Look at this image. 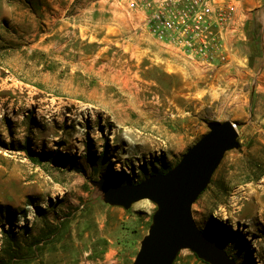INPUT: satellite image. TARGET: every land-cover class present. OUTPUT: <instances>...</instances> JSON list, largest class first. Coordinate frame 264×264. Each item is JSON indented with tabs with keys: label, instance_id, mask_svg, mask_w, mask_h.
Returning a JSON list of instances; mask_svg holds the SVG:
<instances>
[{
	"label": "rangeland",
	"instance_id": "rangeland-1",
	"mask_svg": "<svg viewBox=\"0 0 264 264\" xmlns=\"http://www.w3.org/2000/svg\"><path fill=\"white\" fill-rule=\"evenodd\" d=\"M134 2L0 0V222L40 239L32 264H133L158 205H113L103 183L169 171L232 121L239 147L193 216L238 264H264V0L217 68L142 30ZM173 264L210 263L186 248Z\"/></svg>",
	"mask_w": 264,
	"mask_h": 264
},
{
	"label": "water",
	"instance_id": "water-1",
	"mask_svg": "<svg viewBox=\"0 0 264 264\" xmlns=\"http://www.w3.org/2000/svg\"><path fill=\"white\" fill-rule=\"evenodd\" d=\"M208 127L169 171L137 185L103 183L105 200L113 205L129 208L143 199L158 205L133 264H173L186 248L210 264H238L193 216V204L211 183L226 153L239 147V132L232 121L210 122Z\"/></svg>",
	"mask_w": 264,
	"mask_h": 264
},
{
	"label": "built area",
	"instance_id": "built-area-1",
	"mask_svg": "<svg viewBox=\"0 0 264 264\" xmlns=\"http://www.w3.org/2000/svg\"><path fill=\"white\" fill-rule=\"evenodd\" d=\"M140 28L197 64L217 68L231 62L242 0H135Z\"/></svg>",
	"mask_w": 264,
	"mask_h": 264
},
{
	"label": "trees",
	"instance_id": "trees-1",
	"mask_svg": "<svg viewBox=\"0 0 264 264\" xmlns=\"http://www.w3.org/2000/svg\"><path fill=\"white\" fill-rule=\"evenodd\" d=\"M24 150L27 152L28 157L36 164L42 163L41 154L32 151L28 145L23 146ZM57 161V158H54ZM147 171V170H146ZM167 172L163 169H158L154 166V169L148 173L145 179L158 174H163ZM144 179V180H145ZM141 180L140 182H142ZM138 182L137 184H139ZM136 184V185H137ZM14 222L10 219L9 226L0 222L1 232H2V246L0 250V264H32L35 261V255L38 251L40 239L39 238H29L26 239L16 232L13 228ZM22 228L27 235L29 234L28 226L23 225ZM26 235V236H27ZM25 236V237H26ZM28 237V236H27ZM42 264V263H41Z\"/></svg>",
	"mask_w": 264,
	"mask_h": 264
},
{
	"label": "crops",
	"instance_id": "crops-1",
	"mask_svg": "<svg viewBox=\"0 0 264 264\" xmlns=\"http://www.w3.org/2000/svg\"><path fill=\"white\" fill-rule=\"evenodd\" d=\"M262 0H242V7H241V9H240V11L243 13V6H244V4L246 3V4H249L250 5V2L252 3V4H259L260 2H261ZM142 18V17H141ZM141 20V19H140ZM139 20V21H140ZM135 27H136V25H135ZM137 28V27H136ZM232 40V38H230V40L229 41H231ZM232 43V42H231Z\"/></svg>",
	"mask_w": 264,
	"mask_h": 264
}]
</instances>
